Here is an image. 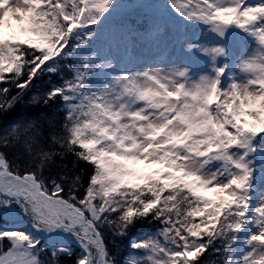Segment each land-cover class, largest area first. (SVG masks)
<instances>
[{
    "label": "snow or ice",
    "instance_id": "snow-or-ice-1",
    "mask_svg": "<svg viewBox=\"0 0 264 264\" xmlns=\"http://www.w3.org/2000/svg\"><path fill=\"white\" fill-rule=\"evenodd\" d=\"M0 84V264H264V0H0Z\"/></svg>",
    "mask_w": 264,
    "mask_h": 264
},
{
    "label": "rangeland",
    "instance_id": "rangeland-1",
    "mask_svg": "<svg viewBox=\"0 0 264 264\" xmlns=\"http://www.w3.org/2000/svg\"><path fill=\"white\" fill-rule=\"evenodd\" d=\"M9 31L6 29V32ZM11 31H18V26L13 21V27ZM226 37L230 41L227 48V58L220 59L217 62V66H224V73L222 74L221 80L223 85H227L232 82L229 80V76L233 78L235 82H241L244 79V73L241 72L239 64L242 60L250 58L255 49L258 47L255 39L248 33L244 32L235 25H230L226 30ZM177 38H183L182 42L178 43L176 47L179 49V57L177 60L178 64L181 66H187L193 69L196 73L192 78L198 79L200 75L211 74L209 68V60L205 56L198 54L195 48L191 51L185 52L184 48L189 44H201V43H211L215 40V36L211 32H206L202 26H187L178 30ZM175 51V49H174ZM183 60L189 61L188 64H182ZM264 189V184L259 187L254 186L253 190L249 193L251 198L252 207H255L261 199V192ZM205 195L209 196L211 199H217L215 193L206 192ZM252 207L249 208V214L252 212ZM254 231V229H252ZM248 235L247 230H242L239 234L238 239L235 244L236 256L238 257L241 252L247 251L246 248H242Z\"/></svg>",
    "mask_w": 264,
    "mask_h": 264
},
{
    "label": "trees",
    "instance_id": "trees-1",
    "mask_svg": "<svg viewBox=\"0 0 264 264\" xmlns=\"http://www.w3.org/2000/svg\"><path fill=\"white\" fill-rule=\"evenodd\" d=\"M0 86H5V85L0 84ZM147 230H153V229H152V227H151L150 225H147V224H146V225H144V226L139 230V232H143V231H147ZM134 234H137V233L134 231ZM205 259L211 261V260H214L215 257L212 256V255H207V256L205 257Z\"/></svg>",
    "mask_w": 264,
    "mask_h": 264
},
{
    "label": "clouds",
    "instance_id": "clouds-1",
    "mask_svg": "<svg viewBox=\"0 0 264 264\" xmlns=\"http://www.w3.org/2000/svg\"><path fill=\"white\" fill-rule=\"evenodd\" d=\"M244 60H242L240 63H242ZM239 66V65H238ZM208 74H204V75H202V76H207Z\"/></svg>",
    "mask_w": 264,
    "mask_h": 264
},
{
    "label": "bare ground",
    "instance_id": "bare-ground-1",
    "mask_svg": "<svg viewBox=\"0 0 264 264\" xmlns=\"http://www.w3.org/2000/svg\"><path fill=\"white\" fill-rule=\"evenodd\" d=\"M263 191H264V189H263Z\"/></svg>",
    "mask_w": 264,
    "mask_h": 264
}]
</instances>
